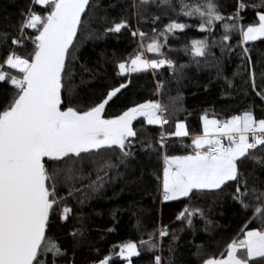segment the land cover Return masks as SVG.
I'll list each match as a JSON object with an SVG mask.
<instances>
[{"label": "snow or ice", "instance_id": "snow-or-ice-1", "mask_svg": "<svg viewBox=\"0 0 264 264\" xmlns=\"http://www.w3.org/2000/svg\"><path fill=\"white\" fill-rule=\"evenodd\" d=\"M31 3L42 6L47 14L29 8L17 35L0 32L3 38L0 45L5 46L0 59V82L6 81L13 89L10 96H0V264H48V253L53 254L51 264H56L55 257L67 255L48 236L51 220L67 221L73 211L67 203L69 198L83 205L97 196L110 183L111 171L120 165L127 166L134 158L135 145L145 147L143 137H138L140 128L133 126L141 117L142 125L146 122L161 129L171 121L175 131L169 135L191 139L190 145H184L191 147L190 153L163 155L162 177H157L162 202L187 199L191 203L200 194L229 193L248 214L247 223L260 225L244 231L242 239H232L218 258L205 259L201 264H264V187L261 186L264 181L258 174L264 173V118H257L252 109L223 120L210 119L205 114L201 117L202 133L190 134L185 122L173 120L182 110L177 107V101L182 99L179 96L170 97L168 104L151 100L139 103L115 118H105L106 106L120 99L118 94L127 87L125 83L110 88L90 106L83 109L73 106L72 63L84 41L95 35L96 30L89 28L90 9L95 4L93 0H31ZM151 5L167 7L177 15L198 20L199 30L209 35L215 31L217 22H222L224 35L219 42L210 45L207 39L191 41V55L205 61L211 58V66L217 68L218 75L220 58L210 51L211 47L218 44L221 57L235 52V47L226 43L232 39V33L239 34L238 47L264 41V13H257L255 24L245 27L239 23V10L248 6L243 0L239 10L228 17L221 13L216 0H133L131 6L137 9L135 15L139 17L140 9ZM252 7H264V0ZM159 19L153 16L151 22ZM191 26L170 22L163 31L153 28L151 36L139 28L131 31L133 37L139 38L137 51L128 60L119 62V72L139 73L149 69L155 72L167 66L175 73L177 65L162 49L169 33ZM26 29L34 30L35 34L30 36ZM122 29H129L123 19L106 27L104 34L120 33ZM25 39L32 48L25 49L26 54L22 55L11 46L24 48ZM145 39L150 40L147 45ZM249 52V47H242V60L247 61L245 71L250 73L252 91L264 102V87L258 89ZM145 53H155L157 58H146ZM200 62L196 60L198 66ZM260 79L264 83V71ZM158 88L163 85L158 84ZM261 115L264 117V112ZM164 140L165 134L161 132L160 149L165 147ZM147 148L157 151L151 142ZM85 164L91 169L87 175ZM92 172H95L94 180L90 179ZM85 179L89 183L83 184ZM197 214L205 219L206 225L209 223L199 207L185 206L177 219L194 229L192 218ZM158 232L161 241L169 236L167 227ZM70 235L78 243L76 238L83 237V232L73 231ZM154 239L155 234H151L148 241L141 240L140 244L155 250L159 244ZM172 239L176 237L173 235ZM202 248L197 246V256ZM139 255L135 242L119 246L118 257L128 264ZM111 259L105 257L98 264H109ZM155 264H161L159 255L155 256Z\"/></svg>", "mask_w": 264, "mask_h": 264}, {"label": "trees", "instance_id": "trees-1", "mask_svg": "<svg viewBox=\"0 0 264 264\" xmlns=\"http://www.w3.org/2000/svg\"><path fill=\"white\" fill-rule=\"evenodd\" d=\"M93 2L95 7L90 9L92 19L89 28L96 30L95 35L92 39L84 41L76 56L103 54L96 65L81 67L80 82L74 85L70 97L73 106L81 109L90 106L110 88L125 83L127 87L122 89V94H118L120 99L115 104L110 102L109 106H106L105 118H115L128 107L150 100L168 104L170 97L177 96L182 98L177 101V107L182 110L177 112L173 120L185 122L190 134L202 133L201 117L205 114L209 118L223 120L252 109L257 118H264L261 115L264 112V102L252 91L250 73L245 71L247 61L242 60V47H249L248 55L252 58L256 84L258 89L264 87L260 79V73L264 71V41L250 42L238 47L239 34L232 33V39L226 43H231L235 47V52L221 57L219 45L211 47L210 51L220 58L221 71L218 75L217 68L211 66V58L205 61L204 58H194L191 55V41L207 39L210 45L213 41L219 42L224 35L222 22H217L215 31L209 35L199 30L198 20L177 15L167 7L158 8L151 5L146 9L141 8V15L138 17L135 15L137 9L131 6L133 0ZM216 2L221 13L228 17L239 10L241 0ZM243 2L248 6L239 10L241 17L239 23L246 27L258 21L257 13H264V7H252L259 5L260 0ZM29 8L38 14H47L42 6L32 4L31 0H0V32L11 36L17 35L25 18L24 14ZM153 16H159L160 19L152 23ZM105 17L107 19H104ZM121 19L128 23L129 29H122L120 33L104 34L106 27L111 26L113 22H120ZM170 22L192 25L183 31L175 30L168 34L169 39L164 53L177 65L175 73L165 66L155 72L121 75L113 56L104 55L107 50L131 45L129 55H134L133 45L139 38L133 37L131 31L139 28L150 36L154 34L153 28L163 31ZM25 31L30 36L35 34L32 29ZM96 36L101 38L96 39ZM11 47L23 55L26 54L25 49L31 50L32 45L25 39L24 48L14 45ZM4 49L5 46L0 45V59L3 57ZM196 60L201 61L199 66ZM181 65L183 67H180ZM158 84H162L163 88H158ZM12 90V86L6 81L0 82V96H10ZM142 120V117L138 118L133 122V126L140 128L138 137H143L145 147L135 145L134 158L129 160L127 166L120 165L118 169L111 171L110 183L106 184L97 196L83 205L69 198L67 203L73 211L67 221L58 218L51 220L48 236L67 253L65 257H55L56 264H98L101 259L108 256L112 257L109 264H127V261L118 257L119 246L127 242L137 243L140 251L139 256L131 259V264H155L156 255L161 257V264H201L205 259L218 258L232 239L243 238L244 231L260 227L258 222L247 223L248 214L240 209L229 193L200 194L191 203L187 199L162 202L158 190L160 181L157 177H162L163 155L165 152L169 155L190 153L191 147L184 145H190L191 139L169 135L175 131L174 123L171 121L161 129L159 126L147 125L146 122L142 125ZM161 132L167 136L163 149L159 148ZM149 142L157 151L147 148ZM248 168L251 169L252 165L249 164ZM89 171H91L89 165L85 164V175ZM258 174L264 181V173ZM95 178V172H92L90 179ZM87 183L89 179L83 181V184ZM185 206L203 209L209 223L206 225L205 219H201L197 214L192 218L194 229L188 228L186 221L177 219ZM162 227H167L169 236L163 237L161 241L158 230ZM205 227L208 231H205ZM73 231L83 232V237L76 238L78 243L70 235ZM151 234H155L153 242L159 244L155 250H149L147 245L140 244L141 240L148 241ZM173 235L176 237L175 240L172 239ZM197 246H203L200 256L196 255ZM52 259L53 254L48 253V264H51Z\"/></svg>", "mask_w": 264, "mask_h": 264}, {"label": "rangeland", "instance_id": "rangeland-1", "mask_svg": "<svg viewBox=\"0 0 264 264\" xmlns=\"http://www.w3.org/2000/svg\"><path fill=\"white\" fill-rule=\"evenodd\" d=\"M177 30H179V29H177ZM168 39H167V43H168ZM160 40H161V42H163V37H160ZM137 42L138 41H136L134 43V45H133V51L134 52L137 51ZM149 42H150L149 39H145L144 44L147 45ZM164 48L162 49L163 52H164ZM131 49H132V45L131 46H120V47L115 48L113 50H107V51H105L104 52V55H106V56H113L114 61L116 62L117 66H118L119 62H123V61H126V60L129 59V56H130L129 55V52L131 51ZM102 54L103 53H94V54H89V55H85V56H81V57L80 56H78V57L76 56L77 59L75 61H73V63H72V68H73V72H74L73 79H72V83L74 85H76V84H78L80 82L81 75H82L81 74V72H82L81 71V67L82 66L92 67V66L96 65L100 61V59L102 57ZM145 56H146V58H149V59H151V58H157V54H155V53H145ZM5 70H7V71H13L14 72V70H9L7 68ZM147 71H153V70L149 69ZM147 71H143V72H147ZM139 73H141V72H139ZM121 75H125V74H121ZM127 264H128V262H127Z\"/></svg>", "mask_w": 264, "mask_h": 264}, {"label": "built area", "instance_id": "built-area-1", "mask_svg": "<svg viewBox=\"0 0 264 264\" xmlns=\"http://www.w3.org/2000/svg\"><path fill=\"white\" fill-rule=\"evenodd\" d=\"M166 139H167V136H165V140H166ZM165 140H164V141H165Z\"/></svg>", "mask_w": 264, "mask_h": 264}, {"label": "crops", "instance_id": "crops-1", "mask_svg": "<svg viewBox=\"0 0 264 264\" xmlns=\"http://www.w3.org/2000/svg\"><path fill=\"white\" fill-rule=\"evenodd\" d=\"M250 43V42H249Z\"/></svg>", "mask_w": 264, "mask_h": 264}]
</instances>
